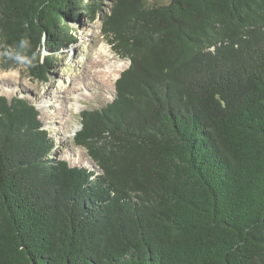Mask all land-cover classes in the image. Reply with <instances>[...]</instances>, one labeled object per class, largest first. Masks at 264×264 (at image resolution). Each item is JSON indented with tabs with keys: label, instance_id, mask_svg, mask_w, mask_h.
Masks as SVG:
<instances>
[{
	"label": "trees",
	"instance_id": "obj_1",
	"mask_svg": "<svg viewBox=\"0 0 264 264\" xmlns=\"http://www.w3.org/2000/svg\"><path fill=\"white\" fill-rule=\"evenodd\" d=\"M80 18L129 62L74 135L99 173L0 95V264H264V0H0L2 66L44 80Z\"/></svg>",
	"mask_w": 264,
	"mask_h": 264
},
{
	"label": "rangeland",
	"instance_id": "obj_2",
	"mask_svg": "<svg viewBox=\"0 0 264 264\" xmlns=\"http://www.w3.org/2000/svg\"><path fill=\"white\" fill-rule=\"evenodd\" d=\"M108 7V3L103 4V11L107 12ZM70 27L75 31L76 42L51 62L44 80L33 79L23 67L5 69L0 54V95L7 99L25 98L35 106L42 128L53 142L48 158L97 174L99 170L86 150L74 144V135L80 130L83 111L99 109L113 99L114 84L111 91L108 71L119 65L123 72L129 62L112 51L101 34L98 18L94 21L80 18L78 24Z\"/></svg>",
	"mask_w": 264,
	"mask_h": 264
},
{
	"label": "bare ground",
	"instance_id": "obj_3",
	"mask_svg": "<svg viewBox=\"0 0 264 264\" xmlns=\"http://www.w3.org/2000/svg\"><path fill=\"white\" fill-rule=\"evenodd\" d=\"M115 70L108 71V80L111 83V91H113L114 81L118 78V74L122 71V66H113ZM117 72V74H113V72Z\"/></svg>",
	"mask_w": 264,
	"mask_h": 264
},
{
	"label": "water",
	"instance_id": "obj_4",
	"mask_svg": "<svg viewBox=\"0 0 264 264\" xmlns=\"http://www.w3.org/2000/svg\"><path fill=\"white\" fill-rule=\"evenodd\" d=\"M119 78V77H118Z\"/></svg>",
	"mask_w": 264,
	"mask_h": 264
}]
</instances>
